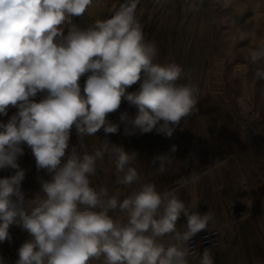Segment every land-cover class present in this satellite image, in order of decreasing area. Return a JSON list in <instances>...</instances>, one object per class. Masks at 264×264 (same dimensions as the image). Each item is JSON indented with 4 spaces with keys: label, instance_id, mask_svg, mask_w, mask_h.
<instances>
[{
    "label": "clouds",
    "instance_id": "1",
    "mask_svg": "<svg viewBox=\"0 0 264 264\" xmlns=\"http://www.w3.org/2000/svg\"><path fill=\"white\" fill-rule=\"evenodd\" d=\"M98 2L0 0V116L8 115L9 106L18 109L0 122V169L16 170L0 178V242L11 240L13 225L28 233L15 264H189L196 254L190 242L214 222L212 212L201 213L195 199L186 205L175 190L161 192L154 182L142 181L132 166L137 154L107 139L91 153L73 147L66 154L73 127L81 149L83 137L101 129L116 134L120 124L125 136L155 131L171 138L198 104V88L178 83L186 76L183 66L157 61V46L136 14L140 0H124L87 29L72 22ZM190 8L198 10L195 0ZM250 61L257 65L256 78L264 80V46L250 50ZM137 82L136 91H127ZM37 93L45 94L39 102L33 99ZM122 100L137 111L123 112L120 123H113L108 114ZM25 144L37 169L51 177L41 179L27 200L21 189L26 172L17 162ZM175 151L173 145L151 165L165 172ZM105 156L115 165L119 185H138L123 199L106 186H93L97 162ZM182 179L195 184L201 174ZM0 264H6L3 257ZM199 264H215L210 248L200 253Z\"/></svg>",
    "mask_w": 264,
    "mask_h": 264
},
{
    "label": "rangeland",
    "instance_id": "2",
    "mask_svg": "<svg viewBox=\"0 0 264 264\" xmlns=\"http://www.w3.org/2000/svg\"><path fill=\"white\" fill-rule=\"evenodd\" d=\"M140 0L137 17L143 32L158 49L157 61L181 64L186 76L178 83H192L198 88V104L192 114L181 121L171 138L160 134L125 136L120 124L118 133L80 139L73 127L69 149L93 152L107 139L135 152L133 161L142 181L156 184L158 191L175 190L189 204L198 201L197 211L214 214L211 226L221 230V244L213 252L215 264H264V80L256 78L257 65L250 61V50L264 46V0ZM124 0H99L88 12L73 17L72 22L87 29L94 19H106ZM87 75L79 83L83 90ZM139 83L127 89L134 92ZM44 93L33 98L39 102ZM18 111L9 106L6 123ZM136 108L122 100L120 109L107 119L119 124L120 114L134 116ZM175 145L173 159L163 173L151 165L154 156L169 152ZM18 158L26 172L21 189L25 199L39 191L40 181L50 179L38 170L31 149L25 144ZM15 169H0V178L9 177ZM192 172L201 174L195 184H183ZM119 174L114 163L105 156L97 162L93 186L107 187L109 194L123 199L138 185L126 187L117 183ZM114 216H122L115 212ZM182 216L178 228L183 231ZM10 241L0 242V257L15 264L19 247L28 233L18 226L10 227ZM199 264L200 256L188 258ZM93 264H100L94 261Z\"/></svg>",
    "mask_w": 264,
    "mask_h": 264
},
{
    "label": "built area",
    "instance_id": "3",
    "mask_svg": "<svg viewBox=\"0 0 264 264\" xmlns=\"http://www.w3.org/2000/svg\"><path fill=\"white\" fill-rule=\"evenodd\" d=\"M221 244V230L218 226H211L206 231L198 233L190 242L191 247L195 250L194 255L189 258L200 256L205 248L215 251Z\"/></svg>",
    "mask_w": 264,
    "mask_h": 264
},
{
    "label": "bare ground",
    "instance_id": "4",
    "mask_svg": "<svg viewBox=\"0 0 264 264\" xmlns=\"http://www.w3.org/2000/svg\"><path fill=\"white\" fill-rule=\"evenodd\" d=\"M9 177H10V175H9Z\"/></svg>",
    "mask_w": 264,
    "mask_h": 264
}]
</instances>
